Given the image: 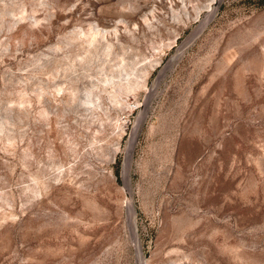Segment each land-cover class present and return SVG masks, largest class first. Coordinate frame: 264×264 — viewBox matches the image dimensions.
Returning a JSON list of instances; mask_svg holds the SVG:
<instances>
[{
    "label": "rangeland",
    "instance_id": "obj_1",
    "mask_svg": "<svg viewBox=\"0 0 264 264\" xmlns=\"http://www.w3.org/2000/svg\"><path fill=\"white\" fill-rule=\"evenodd\" d=\"M0 264H264V0H0Z\"/></svg>",
    "mask_w": 264,
    "mask_h": 264
},
{
    "label": "bare ground",
    "instance_id": "obj_2",
    "mask_svg": "<svg viewBox=\"0 0 264 264\" xmlns=\"http://www.w3.org/2000/svg\"><path fill=\"white\" fill-rule=\"evenodd\" d=\"M128 157V156H127ZM128 159V158H127ZM128 163V162H127ZM127 165V164H126ZM126 170V169H125ZM127 172V171H126ZM130 182V181H129ZM138 248H139V246H138Z\"/></svg>",
    "mask_w": 264,
    "mask_h": 264
}]
</instances>
